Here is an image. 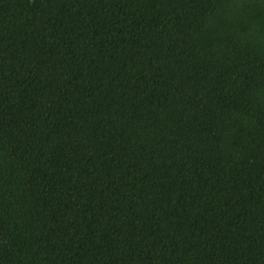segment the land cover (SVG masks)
Returning <instances> with one entry per match:
<instances>
[{"label":"trees","instance_id":"1","mask_svg":"<svg viewBox=\"0 0 264 264\" xmlns=\"http://www.w3.org/2000/svg\"><path fill=\"white\" fill-rule=\"evenodd\" d=\"M0 264H264V0H0Z\"/></svg>","mask_w":264,"mask_h":264}]
</instances>
